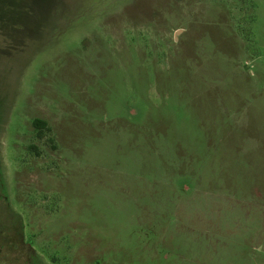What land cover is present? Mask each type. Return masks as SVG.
<instances>
[{
  "label": "rangeland",
  "instance_id": "374dc122",
  "mask_svg": "<svg viewBox=\"0 0 264 264\" xmlns=\"http://www.w3.org/2000/svg\"><path fill=\"white\" fill-rule=\"evenodd\" d=\"M0 264H264V0H0Z\"/></svg>",
  "mask_w": 264,
  "mask_h": 264
},
{
  "label": "trees",
  "instance_id": "16d2710c",
  "mask_svg": "<svg viewBox=\"0 0 264 264\" xmlns=\"http://www.w3.org/2000/svg\"><path fill=\"white\" fill-rule=\"evenodd\" d=\"M33 124L38 129L45 125V123L42 120H40V119H34Z\"/></svg>",
  "mask_w": 264,
  "mask_h": 264
}]
</instances>
